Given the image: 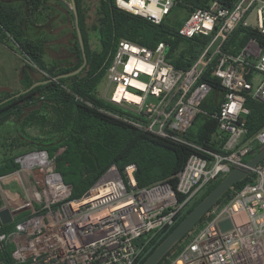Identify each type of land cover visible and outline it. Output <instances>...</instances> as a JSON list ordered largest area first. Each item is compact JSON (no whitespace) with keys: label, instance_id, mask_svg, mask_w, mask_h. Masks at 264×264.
<instances>
[{"label":"built area","instance_id":"built-area-1","mask_svg":"<svg viewBox=\"0 0 264 264\" xmlns=\"http://www.w3.org/2000/svg\"><path fill=\"white\" fill-rule=\"evenodd\" d=\"M129 1L115 3L154 23H159L177 2L137 0L131 9L120 4ZM251 13L253 24L248 21ZM239 24L254 26L264 34V0H234L232 6L210 0L206 7L191 10L180 34L211 38L186 70L166 61L163 42L154 49L127 39L117 42L106 69L102 100L139 116L141 120L127 119L137 127L180 140L176 133L190 126L198 104L210 90L207 83L197 81L214 61L213 73L225 90L213 114L219 132L214 137L223 135L225 140L217 150L191 144L202 153L188 157L175 187L167 180L139 187L135 164L127 165L123 174L111 165L75 199H69L71 186L63 182L46 151L33 150L17 157L20 167L15 176L22 182L24 198L12 208L25 209L27 216L11 232L0 233V247L3 242L14 246V264H136L153 235L148 236L150 230L156 233L172 226L175 216L181 215L204 187L244 163L255 140L264 142V129L247 138L244 116L249 110L242 92L249 86L246 75L254 69L263 77L252 96L264 101V48L250 39L237 55L222 49ZM20 173L30 176L32 183L24 186ZM252 173L253 180L237 190L228 203L211 209L205 225L169 264H264V159ZM2 193L0 190L1 197ZM179 194L185 196L180 202ZM6 201H1V206L9 207ZM225 218L231 220L232 227L223 231L218 224ZM140 237L147 241L138 245L134 240Z\"/></svg>","mask_w":264,"mask_h":264},{"label":"trees","instance_id":"trees-1","mask_svg":"<svg viewBox=\"0 0 264 264\" xmlns=\"http://www.w3.org/2000/svg\"><path fill=\"white\" fill-rule=\"evenodd\" d=\"M49 1L0 0V43L20 52L27 60L28 69L37 68L46 74L34 78L25 69L19 81L21 90L36 81L73 71L82 63L70 11L72 28L66 47L69 57L51 61L46 59L48 44L55 38L46 30L52 28V25H48L54 11ZM74 1L86 65L77 74L40 83L0 104V128L11 124L12 132L14 130V137L10 142L14 152L4 155L0 160V177L19 169L20 164L15 160L18 156L33 150H44L54 159L55 170L60 173L63 182L71 186L69 199L80 197L111 165H115L123 174L127 165L135 164L134 177L139 187L161 180H167L175 187L177 174L188 157L194 153H202L191 144L217 150L225 140L223 135L214 137L218 133V121L213 114L225 91L220 79L213 73L214 61L206 67L197 81V84L207 83L210 90L198 104L199 111L190 126L185 131L176 133L180 140L162 137L137 127L127 119L141 120L139 116L102 100L95 90L105 78L106 69L120 39H127L150 49L163 42L166 45V61L179 70L188 69L208 44L211 35L195 34L185 37L179 32L180 23L168 16L175 6H180L185 10L186 18L191 10L206 7L210 0H177L169 14L159 23L117 7L115 0H97L94 20L88 22L84 10L85 0ZM220 1L232 6L234 0ZM92 30H96L98 34V51L89 46V32ZM250 39H255L264 48V34L254 26L239 24L224 42L222 49L226 53L237 55ZM251 74L250 70L246 75L248 83ZM16 92H1L0 101ZM242 92L245 95V106L249 110L244 116L247 138H252L264 129V101L253 98L251 88H245ZM262 146L264 142L255 140L252 151L243 161L251 158ZM253 178L254 174L251 172L246 178L233 184L220 197L217 208L228 203L235 192ZM219 180L220 178L210 182L199 192L203 191L200 197L196 198L198 193L190 200L185 213ZM184 197L182 194L177 195L179 202ZM184 214L176 215L177 220L172 226L152 235L143 246L136 264L142 263L147 250L157 245ZM25 216L27 212H22L12 223L0 225V233L7 234L14 230L15 224ZM210 217L211 210L157 264H169L175 259ZM13 248L12 243H2L0 264H14Z\"/></svg>","mask_w":264,"mask_h":264},{"label":"rangeland","instance_id":"rangeland-1","mask_svg":"<svg viewBox=\"0 0 264 264\" xmlns=\"http://www.w3.org/2000/svg\"><path fill=\"white\" fill-rule=\"evenodd\" d=\"M65 1H66V5L58 3L59 5H57L54 9L53 17H54V21L56 22V27L54 28L53 31L55 32V38H53L49 42L48 47L46 49L47 50L46 59L48 61H51L52 59H56V58H64V57L67 58L70 55L66 47L68 45V38L70 36L69 33L72 28V22L69 14L70 1L69 0H65ZM96 5H97V0H85L84 10L88 22L94 20ZM185 16H186L185 10L180 6H175L172 9V13L168 17L174 21H178L180 25H182V23L185 20ZM248 21L252 22V24L254 23L252 13L248 17ZM62 24L67 25L66 26L67 30L65 31L61 30ZM89 46L92 50L98 51L100 49V43L96 30H92L89 32ZM58 47H62V48L58 49ZM15 50H13V48H10L5 44L0 43V93L1 92L12 93L21 90L22 86L19 81L25 69L29 70L30 74L34 78H40L42 76H46L45 73L38 70L37 68L28 69V67L26 66L27 60L20 54V52ZM106 85H107V81L104 78L96 87L95 91L98 96L103 95ZM112 87L113 85L109 86L108 91L106 93L107 95L110 94ZM254 88L255 86L254 84H252L251 90H253ZM205 96H207V93L205 94ZM149 99L152 100V98ZM13 137H14V130L12 132L11 124H7L6 126L0 128V160L4 155H8L14 152L12 151L14 150L13 147L10 146V142L12 141L11 139ZM61 150L62 148L59 149V152ZM16 172L17 170L10 174L4 175L0 178V190H3L4 192H8L10 194L9 196H11L12 198H10L9 201L14 205H16V203H20L21 200L24 198L23 185L22 182L19 180L18 176H15ZM22 173L24 172L22 171ZM22 173H20V176L22 177L21 179L23 180L24 186L32 183L31 177L26 176ZM11 199H13V201Z\"/></svg>","mask_w":264,"mask_h":264},{"label":"water","instance_id":"water-1","mask_svg":"<svg viewBox=\"0 0 264 264\" xmlns=\"http://www.w3.org/2000/svg\"><path fill=\"white\" fill-rule=\"evenodd\" d=\"M69 11L73 17V24L76 32V37L78 41L79 48L81 50L82 63L81 65L73 71L68 73L59 74L52 78H47L45 80L36 81L32 83L28 88L20 90L16 92L14 95L7 97L0 101V104L8 101L12 97L18 96L20 93L28 91L32 87L44 83L50 80L58 79L61 77L71 76L79 73L82 68L86 65V55L83 45V39L81 36V31L78 25V15L77 9L74 0H69ZM264 159V146H262L251 158L245 161L242 165L235 166L231 170H229L225 175L220 177V180L217 184L206 193L204 197H202L187 213L185 210L181 213L184 216L176 223V225L164 236V238L154 247H150L147 252L145 259L141 264H157L163 256L190 230H192L196 223L201 219V217L206 214L209 210L217 207V202L220 197L227 192L233 184L239 182L246 178L252 170ZM203 193H199L196 198L200 197ZM25 209L17 208L13 209L10 207L1 206V194H0V224L6 225L12 223L15 217L23 212ZM177 220V219H176ZM219 227L221 230H227L232 227L231 220L229 218H225L219 222ZM155 233V230H150L148 236H151ZM166 231L162 234L164 235ZM147 241L146 237H140L134 240V242L138 245L145 243Z\"/></svg>","mask_w":264,"mask_h":264},{"label":"crops","instance_id":"crops-1","mask_svg":"<svg viewBox=\"0 0 264 264\" xmlns=\"http://www.w3.org/2000/svg\"><path fill=\"white\" fill-rule=\"evenodd\" d=\"M58 3H61V4H65L66 5V1L65 0H50L49 1V4H50V6L53 8V10L55 9V7L57 6V5H59ZM53 13H54V11H53ZM54 15V14H53ZM53 15L50 17V19H49V27L52 25V28H54V27H56V22L54 21V17H53ZM66 24H62L61 25V30L62 31H65V30H67V28H66ZM51 28V29H52ZM45 29H46V27H45ZM51 29H46L47 30V32L52 36H55V32L53 31V30H51ZM252 71V74H251V77H250V83H248V87L247 88H252V84H254V86L256 87L257 86V84L260 82V80L262 79V77H263V75H262V73H260V72H258V71H256V70H254V69H252L251 70ZM249 72H250V70H249ZM248 72V73H249ZM257 73V74H256ZM253 91V90H252ZM219 133V132H218ZM10 194L8 193V192H4L3 191V193H2V197H1V201H5V200H10V198H12L11 196H9ZM12 201H13V199H11ZM6 203H8V204H6L7 206H9L10 208H12V203L9 201V202H7L6 201Z\"/></svg>","mask_w":264,"mask_h":264},{"label":"bare ground","instance_id":"bare-ground-1","mask_svg":"<svg viewBox=\"0 0 264 264\" xmlns=\"http://www.w3.org/2000/svg\"><path fill=\"white\" fill-rule=\"evenodd\" d=\"M120 4H121V6L127 8V9H131L132 6H135L138 4V1L137 0H130L127 3L121 2Z\"/></svg>","mask_w":264,"mask_h":264}]
</instances>
